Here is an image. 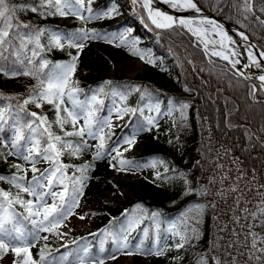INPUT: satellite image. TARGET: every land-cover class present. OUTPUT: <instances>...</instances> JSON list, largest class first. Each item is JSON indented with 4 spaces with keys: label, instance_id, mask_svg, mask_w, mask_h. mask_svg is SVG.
Listing matches in <instances>:
<instances>
[{
    "label": "trees",
    "instance_id": "trees-1",
    "mask_svg": "<svg viewBox=\"0 0 264 264\" xmlns=\"http://www.w3.org/2000/svg\"><path fill=\"white\" fill-rule=\"evenodd\" d=\"M193 1L225 22L242 28L264 51V24L260 23L264 21V12L260 11L264 8V0H251V13L245 11V0ZM10 3L39 4V0H10ZM52 4L50 9L41 10L43 15L30 10L18 11L17 18L23 24L31 25L33 30L43 28L58 31L62 37L87 31L99 34L100 38L83 41L82 49L69 47L67 39H62L63 48L49 49L45 31L40 37L45 47L41 54L52 65L69 63L73 56L77 57L76 67L84 72L83 81L78 86L82 90L78 98L88 100L98 89H104L98 96V99L103 100V104L97 106L98 118L106 117L109 104L137 109L135 113H126L117 126L104 128V151L107 155L103 158L93 160L97 149L91 148L89 137H83V140L88 141V147L71 161L64 162L70 166L68 175H87L83 190H99L109 176L108 162L110 156L116 153L112 149L118 148L126 137H132L134 133L135 144L140 151L129 161L141 164L151 159L162 163V167L150 181L138 182L134 199L123 197L121 204L114 207L96 206L92 210L96 217L92 228L81 235L72 234L69 242L59 241L58 227L53 232H46L51 239L48 243L39 240L43 233L40 232L30 248V252L36 254L34 260L40 259L43 250L45 264H70L73 256L80 254V247L85 243L94 257L104 258L105 264H110L111 234H117L126 224L125 217H129L140 221L130 233L131 247L135 244H154L156 251L161 252L152 258L137 256L131 264H217V261L219 264H264V260L255 259L259 253H255L252 248L254 238L258 241L264 238V226H261L264 216L253 217L260 209L259 201L264 199V92L259 84L239 75L228 62L206 55L201 44L184 29L156 28L145 16L143 8L134 5L131 0H91V15H99L100 22L90 27L80 18L70 23H58V14H48L49 11L55 12V0H52ZM129 6L133 9L132 16L125 17V9ZM113 7L116 14L111 15L112 20H108V15L104 14ZM85 13V17L90 15L88 9ZM119 16L124 18L117 20ZM134 18L140 21V28L130 23ZM91 20L96 21L95 18ZM127 27L131 31H127L123 37L125 43L136 39L138 47L151 51V55L158 58L159 68L174 82V89L157 86L142 73L131 78L117 74L103 76L101 64L92 65L88 58L91 49L104 54L107 41L120 36ZM36 83L31 77L19 75L7 78L0 73V109L5 115V122L0 125L4 129L0 137L4 141L14 138L18 118L22 121L34 119L27 115L30 113L27 106H24V112L20 111V106ZM130 86L138 87L139 91L127 94ZM113 90L126 92L127 99L121 101L119 97L112 96ZM149 104L154 107L158 104L159 111L148 114L142 110ZM149 118H153L152 125L147 123ZM141 128L144 130L141 131ZM155 129L166 131L161 141L153 138ZM99 135L97 132V143ZM65 139L82 142L80 137L75 136ZM8 150L0 143V152L5 154L0 157V176L10 177L17 173L31 180V171L18 173L12 165L19 164L25 169L31 166L24 165L23 161L15 163L16 157L8 156ZM85 165H90L87 172L77 171ZM36 167L43 171L50 165L40 162ZM4 182L5 186L0 181V191L8 192L13 203L8 204L0 197V203L3 204L0 214H4V209L11 210L16 214L20 227L26 232L33 231L31 220L26 219V206L15 202L17 196L28 200L15 193V186ZM66 183L71 189L72 181ZM137 205L141 207L137 208ZM197 205L203 206L201 220H193L186 214L189 208ZM33 211L36 209L33 208ZM153 212L158 214L154 219L159 224L156 234L152 227ZM181 221L194 227L196 232L189 231L187 243L177 248L176 244L180 240L178 243L163 241L164 228L175 223L183 232ZM143 226L147 234L142 232ZM100 235L104 237L103 253L97 243ZM258 246L264 247V244ZM64 257L67 259L64 260Z\"/></svg>",
    "mask_w": 264,
    "mask_h": 264
},
{
    "label": "snow or ice",
    "instance_id": "snow-or-ice-1",
    "mask_svg": "<svg viewBox=\"0 0 264 264\" xmlns=\"http://www.w3.org/2000/svg\"><path fill=\"white\" fill-rule=\"evenodd\" d=\"M84 2L85 0H75V3L81 7L84 5ZM90 2L91 0H89ZM138 2L139 0H133L134 5ZM166 2L170 3L174 9L181 11L193 9L196 12H200V9L193 0H166ZM153 3L154 0H143L142 6L147 10L148 18L156 28L174 30L183 27L187 28L188 31H193L191 27L192 20L185 18L177 19L162 11L153 10L150 7ZM52 6V0H39V4H11L10 0H0V73L7 78L23 75L36 80L37 83L33 86L29 96L24 99L23 105L20 106V111L24 112V106L29 103H34L37 108L42 106V102L52 104L57 113L56 124L63 132V136L55 134L51 130L52 125L47 123V117L40 116L36 112H30L27 115L34 119L22 121L18 118L17 126L15 127V136L11 141H4L0 137V143L9 149L7 152L8 156H17L31 166L30 169H25L19 164H14L12 167L17 169L18 173H26L27 171L33 173L31 180H26V175H18L17 173H13L10 177L0 176V181H6L33 198L28 201L20 199L19 196L15 198V202L27 208L28 217L26 219H30L34 226V230L31 232H26L18 225L15 213L4 209V214H0V258L9 251L16 257L22 256V259L15 260L14 264H45L43 250H41L39 260L32 258L30 253V248L33 246L32 241L37 239L40 232H53L54 229L59 227L73 213V209L79 206V198L83 195L85 182L88 180L87 175L70 177L67 173V169L70 166L63 163L61 157L66 154L69 156L79 155L88 147V141L83 140V137L87 136L95 140L97 139V132H99V143L96 145L97 150L93 156V160L103 158L107 155L104 151L106 140L104 128L112 127L111 117L98 118L96 115L97 111H99L97 106L103 104V100L98 99V96L104 92L103 87L98 89L90 100H81L78 98L82 90L73 86L75 81L72 79L76 69L77 57L73 56L69 63L52 65L41 54L45 50V47L41 44L40 37L47 30L43 28L33 30L31 25L23 24L17 18L18 11L30 10L43 15L44 12L41 10L45 8L50 9ZM65 8L71 14L78 16L84 21L100 18L99 15L92 16L90 8L88 9L90 15L87 17L83 16L81 10L73 6L72 0H55V12L49 11L48 14L64 16L66 13L63 9ZM245 11L249 13L253 11L251 0H245ZM260 11L264 12V8H261ZM113 14H116L115 7L104 15L111 16ZM257 19L259 20V17ZM205 22L213 23L212 21H201V23ZM260 23L264 24V21H260ZM24 29H28V31H23ZM127 31L130 32L131 30L129 29ZM51 35L52 40L48 45L49 49L52 47L63 48V44L61 43L62 39H67L69 47L82 49L84 47L83 41L89 38H100L99 34L89 33L87 31H82L79 35L73 33L67 37H62L58 33H52ZM241 35L243 36L242 33ZM123 36L124 34L121 36V44L125 43ZM244 39H247V37L245 36ZM30 45L32 46L31 48L29 47ZM29 52L31 53L30 55ZM132 54L138 55L141 60H144V55L137 50H133ZM212 54L229 60V56L223 55L221 52H213ZM249 55L252 62L257 63V66H259L252 53H249ZM230 62L235 66L239 61ZM259 79L264 81V75H261ZM132 91H139V88L136 86L127 88V94H130ZM127 94L126 92L117 90L111 92L112 96L119 97L121 101L127 99ZM66 101L71 105L70 108L67 106L61 107L65 105ZM182 107H187V105H183ZM156 110L159 111L158 104L156 105ZM61 111L66 113V116L62 117ZM136 111L137 109L133 108L117 107L116 116L118 119H122L126 113H135ZM80 120H83L82 124H79ZM4 122V111L0 109V125ZM153 122V118H149L147 121L149 125H152ZM69 123L72 126L71 131L65 130L64 127ZM77 125L79 126L77 127ZM3 130V127L0 126V132H3ZM140 130L142 131L144 129L141 128ZM73 136L80 137L82 142L76 143L72 140L65 139L66 137ZM123 143L127 144V148H124V151L131 150L132 146L136 143L135 133L132 137L125 138ZM112 151L116 152V156L112 157V161H116L122 156L119 148H113ZM4 155L3 152H0V157ZM112 161L109 162L110 166L116 168L117 171H126L133 166V162L122 158L118 160L119 167L112 163ZM40 162H46L50 167L41 171L36 167ZM155 164L156 162L154 161L151 166L155 167ZM135 167H140V165L137 164ZM89 168L90 165H85L82 168H78L77 171L84 173ZM157 177L159 178V173ZM69 180L72 181L73 185L71 189L69 188V184L66 183ZM57 187H61L62 190L55 191L54 189ZM0 197L8 204L13 203V200L10 199V194L6 191H0ZM49 197L52 199L51 204L47 203ZM2 207L3 204L0 203V208ZM136 207L140 208L141 206L137 205ZM33 208L36 211H33ZM196 208L202 211L203 206L197 205ZM157 215V213L153 212L151 218L155 219ZM258 215L264 216V208L259 209L258 213L253 214L254 219ZM80 219H84V216H80ZM139 223L140 221L138 219L132 218L129 220L127 228L122 229L120 234H111L116 244L114 251L124 252L128 250L126 254H133V250L129 249L128 234ZM181 224L184 226L183 232L177 228L175 223L169 229L173 232V235L179 236L180 243L176 244L177 248H181L187 243L189 239L187 233L189 231L192 233L196 232V229L190 227L185 221H181ZM261 226H264V219H261ZM144 231L147 234V229H144ZM55 234L59 235V233ZM251 234L255 237L254 233ZM43 239L47 240V237L45 236ZM258 244H264V238H260L259 241L254 238L252 241V248L255 250V253H259V255L255 256V259L262 261L264 260V247H259ZM82 251L83 255L78 256V264H85L86 261H91L92 264H105L104 258L92 256L87 247H84ZM104 251L103 241H101L100 252L103 253ZM134 251L140 253L143 249L136 247ZM155 254L160 255L161 252L157 250ZM109 258L115 259L116 257L112 255ZM63 259L66 260L67 257ZM217 264H219V261H217Z\"/></svg>",
    "mask_w": 264,
    "mask_h": 264
},
{
    "label": "rangeland",
    "instance_id": "rangeland-1",
    "mask_svg": "<svg viewBox=\"0 0 264 264\" xmlns=\"http://www.w3.org/2000/svg\"><path fill=\"white\" fill-rule=\"evenodd\" d=\"M90 3H89V0H85L84 5L81 7L80 5H77L75 3V0H72L73 6L77 9H80L82 15L86 14L85 12L91 6ZM137 4L143 8L140 0ZM170 8H173V7L170 6ZM63 10L65 11L66 14L64 16H61L58 14L57 16L58 23H70L76 19H79L78 16L71 14V12H69L68 9L65 8ZM160 10L164 11L163 9H160ZM143 12L145 16L147 17V19L150 21V19L148 18L147 11L144 8H143ZM132 13H133V9L132 7L129 6L125 9L124 16L125 17L132 16ZM124 16H119L117 20L124 18ZM107 19L112 20L111 16H108ZM95 22L98 23L100 22V20L96 19V21H92V20L84 21V23L89 27ZM130 23H133L139 28L140 26H142L140 24V21L137 18L130 20ZM129 29L130 28L127 27L125 30L121 32L120 36H114L110 38L109 40H111V42H109V40L107 41L104 54H100L98 50L96 49H91V51L88 53L89 54L88 58L91 60L92 65L96 66L98 64H101L100 72H101V75L103 76L110 77L113 74H117L122 77L131 78L137 73H142L148 78H150V80H152L157 86L164 87L165 89H174L175 87L174 82L166 74H164L162 70L159 68L158 58L152 56L151 51L149 50L144 51L140 47H138L136 45V39H134L130 43L121 44L122 34H124L125 36V34L127 33V30ZM52 33L60 34L58 31L48 30L46 33L48 44H50L52 40V35H51ZM61 43L63 44V46H65L62 40H61ZM232 43L235 47H237V45L233 41ZM117 45H120V46H117ZM202 48L206 52V55L213 56L212 54L207 52L204 46ZM133 50H137L138 52L143 54L144 60H141L138 55H133L132 54ZM59 63L62 64V63H68V62H59ZM257 67L260 71L264 72V67L262 64H259V66ZM83 75H84V72L80 68L76 67L75 73L72 77V79L75 81V83L73 84L74 87L78 88V86L82 83ZM92 95L88 97V100L91 99ZM26 106L30 112H36L40 116L47 117V123H50L52 125L51 130L55 134L63 135V132L61 131L60 127L56 124L57 113H56L54 105L48 104L47 102H42V106L40 108H37L34 103H29ZM65 106L69 108L71 107V105L68 104L67 101L65 102V105H62L61 107L63 108ZM117 107L119 106L113 105V104H109L107 107V114L105 118L111 117V123H112L111 128L117 126L121 121V119H118L116 116ZM142 110H145L146 113L151 114V113H154V111H156V107L151 106L149 104ZM61 116L62 117L66 116V113L61 111ZM162 122L164 123V120ZM82 123H83V120H80L79 124H82ZM78 126L79 125H77V127ZM64 127H65V130H68V131L72 130V126L70 123L66 124ZM165 132L166 131H159L158 129H155L153 133V138L154 139L156 138L159 141H161L163 135H165ZM126 138H130V137H126ZM97 144L98 143L95 140L90 139V146L92 149L95 150ZM118 148L120 149L122 156L119 157L116 161H112V157L116 156V153H115V155L110 156V159H109V162L112 161V163L116 164L117 167H119V164H118L119 159L122 158V159L129 161L135 155H137L140 151V149L136 146V144H134L131 150L129 151H124V148H127V144H124V143ZM171 151H174V150H171ZM15 157H16L15 163L23 161L17 156ZM74 158L75 156H69L66 154L61 157V160L64 163V162L71 161ZM109 162H108L109 176L107 178L106 184L104 186L99 187V190L97 191L93 189L83 190V195L79 198V206L75 207L73 209V213L69 215L68 218L64 220L63 223L58 227L60 231V236L58 237V239L60 242L62 243L69 242L72 234L81 235L84 231L91 229L92 222L96 221V217L92 213V210L96 206L105 205V206L114 207L116 205L121 204L123 197H126L128 199H134L135 188L138 182L140 180L150 181V179L162 167V163H157V162L155 164V167H152L151 165L153 164L154 161L151 159H148L142 162L141 164H139L140 167H135V165L137 164L133 163V166L129 168L128 170L117 171L116 168H113L110 166ZM23 163L24 165H29V164H26L25 161H23ZM1 184L5 186L4 181H1ZM54 190L61 191L62 188L57 187ZM15 193L17 195H21L27 200L33 199L31 196L27 195L26 193L21 192L16 187H15ZM47 203L48 204L52 203V199L50 197L47 199ZM258 206L260 207V209L264 208V199L259 201ZM14 208L17 209L16 206H14ZM8 211L11 212V210H8ZM186 214L188 217H190L193 220L202 219V212L199 211L195 206L189 208L186 211ZM80 216H84V219H80ZM130 219L131 218L129 217H125L126 224L125 226L121 227V229L117 232V234H120L122 229L127 228V225ZM152 220H153L152 222L153 233L156 234V230L159 224L157 223L156 220L154 219ZM170 225L171 224H168L167 227L164 228L163 241L164 242L167 241L168 243H178L180 240L179 236L173 235V232L169 230L171 227ZM144 229H145V226H143L142 232L144 231ZM45 236L47 237V240L43 239V237ZM129 236L130 234H128L129 249L133 250V254L131 255L126 254L128 250H125L124 252L114 251V249L116 248V244L114 243V241H112L109 257L112 255H115L116 258L115 259L109 258L110 264H131L134 258L137 256H139L140 258H152L155 255L156 247L154 246V244H151V245H142V244L136 245L135 244L134 246L131 247ZM39 240L43 243L51 242L50 236L46 232L41 233V237L39 238ZM101 241H104L103 235L99 236V239L97 242L99 245V249L101 247ZM84 247H86L85 243L81 245L80 254L78 256L83 255L82 249ZM136 247L142 248L143 251L140 253H136L134 251ZM31 256L34 259L36 257V254L31 253ZM78 256H74L70 264H78ZM19 259H22V256L16 257L13 253L8 252L7 254H4L2 258H0V264H14V261L19 260ZM85 264H92V262L86 261Z\"/></svg>",
    "mask_w": 264,
    "mask_h": 264
},
{
    "label": "bare ground",
    "instance_id": "bare-ground-1",
    "mask_svg": "<svg viewBox=\"0 0 264 264\" xmlns=\"http://www.w3.org/2000/svg\"><path fill=\"white\" fill-rule=\"evenodd\" d=\"M140 1L143 5V0H140ZM153 4L150 7L153 10H159V11H162L160 9H162L163 7L171 6V4L166 2V0H154ZM186 11L191 12L192 15L191 16H178L170 12H165V11H162V12L168 15H171L177 19L185 18V19L192 20L193 23L191 27L193 31H190V32L192 34L195 33L194 36H196L197 38L201 40L204 48L207 50L208 53L212 54L213 52H221L223 55L229 56V62L239 61L238 63L235 64L234 67L240 72L250 70L252 72V75L259 74L262 72L258 69L257 63L252 62V59L249 53H252V55L256 58L258 65L259 64L264 65V55H262V52H260L259 54H256L254 52L251 46L248 45L247 42H245V39H244L245 35L240 29L236 27H225L224 25H222L220 22H218L214 18L202 16L199 14V12H196L193 9H186ZM201 21H212L213 23H207V22L201 23ZM230 32L239 34L241 37V41L237 45V47H235L232 43ZM241 33L243 34V36L241 35ZM218 57L222 58L221 56H218ZM231 65L233 66L232 63ZM257 79L261 83V86L264 88V81H261L259 77Z\"/></svg>",
    "mask_w": 264,
    "mask_h": 264
},
{
    "label": "water",
    "instance_id": "water-1",
    "mask_svg": "<svg viewBox=\"0 0 264 264\" xmlns=\"http://www.w3.org/2000/svg\"><path fill=\"white\" fill-rule=\"evenodd\" d=\"M199 7V6H198ZM201 9V11L199 12L200 15L202 16H206V17H210V18H214L215 20H217L218 22H220L222 25H224L225 27H236L238 29H240L244 35L247 37V39H245V42L248 43V45L251 46V48L254 50V52L256 54H259L260 52H264L263 50H261L249 37L248 35L244 32V30L242 28H240L239 26H236V25H233V24H230V23H227L225 22L223 19H221L220 17H218L217 15L211 13L210 11H207L205 9H202L201 7H199ZM165 12H170L172 14H176L178 16H191L192 13L189 12V11H186V10H178V9H173V8H170V7H163L162 8ZM151 21V20H150ZM182 29H184L186 32H188L193 38L195 41H197L198 43H200L203 47V44L201 42V40L199 38H197L196 36H194V34H192L190 31H188L187 28H183L181 27ZM230 36H231V39L232 41L238 45L241 41V37L239 34H236L234 32H230ZM216 56V55H214ZM218 57V56H217ZM220 58V57H218ZM220 59H223V58H220ZM225 60V59H223ZM226 62H228L230 65L231 63L229 62V60H225ZM263 65V64H262ZM232 66V65H231ZM233 69L239 73L242 77H245V78H248V79H251V80H255L261 87V89L264 91V88L261 86V83L258 81V77H260L261 75H264V72H261L259 74H255V75H252V72L250 70H246V71H238L234 66H232ZM264 67V65H263Z\"/></svg>",
    "mask_w": 264,
    "mask_h": 264
}]
</instances>
